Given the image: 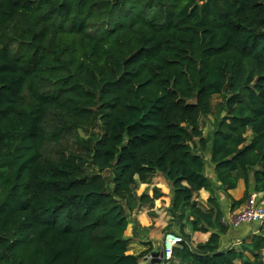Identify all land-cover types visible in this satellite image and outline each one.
Masks as SVG:
<instances>
[{
  "label": "trees",
  "instance_id": "16d2710c",
  "mask_svg": "<svg viewBox=\"0 0 264 264\" xmlns=\"http://www.w3.org/2000/svg\"><path fill=\"white\" fill-rule=\"evenodd\" d=\"M157 175L170 262L264 264V221L220 249V195L264 197V0H0V264H167L125 237Z\"/></svg>",
  "mask_w": 264,
  "mask_h": 264
},
{
  "label": "crops",
  "instance_id": "0c3cea01",
  "mask_svg": "<svg viewBox=\"0 0 264 264\" xmlns=\"http://www.w3.org/2000/svg\"><path fill=\"white\" fill-rule=\"evenodd\" d=\"M244 190L245 188H244L243 182L239 181L237 184V187L234 190L227 192L229 198H225L223 195H220V204H221V208L224 209V214L226 213V211H228L230 201L231 200L237 201L240 198H242L244 194ZM235 193L237 195H235ZM168 194H169V191H168ZM199 194L203 196V202H204V204H202L203 203L202 202L200 203V205L202 207H205V202L208 198V194L204 191H200ZM251 196L255 197V199L256 197L258 198L260 197L259 195H251ZM169 200L170 199L168 198L167 207L169 206ZM259 204L264 207V197L260 198ZM148 213H151V216H149ZM158 216H159V212L156 211L154 206L152 209H148L146 207L141 208L140 210H138L136 213L132 215L131 218L135 220V227L133 226V222L130 221V224L128 225L127 230H126L127 232H125V237L130 239L129 247H133L134 243H137L138 246L135 252H133V250H130L129 254H138L141 251L145 250L146 248H149L148 246L143 245L142 243H149L151 245L152 251H153L151 256L154 254L156 255L157 253L159 254L161 252L163 236L166 232L163 231L162 235L160 236L161 238L159 239L158 237L150 236L149 233L152 229L155 231L164 230L166 225L169 223V216L167 214V209H166V212L164 213L165 218L161 219L160 221V218ZM257 229L258 227L256 225H251L248 227L244 226L238 230L229 229L227 234L221 237L220 249L221 250L229 249V248L237 249L240 242L243 239L249 240L252 235L257 233ZM140 230H142L143 232L147 231L146 232L147 238H144V237L142 238L138 236V232ZM185 232L190 235V239L187 243L189 244V247L191 249H193L194 246L197 244L205 243L210 235L209 233H205V234L199 233V232L192 233L188 225H186L185 227ZM147 260L148 259L146 258V260L141 261L140 264H147L148 263ZM168 264H185V263L172 261V262H168ZM235 264H240V263L235 262Z\"/></svg>",
  "mask_w": 264,
  "mask_h": 264
},
{
  "label": "rangeland",
  "instance_id": "374dc122",
  "mask_svg": "<svg viewBox=\"0 0 264 264\" xmlns=\"http://www.w3.org/2000/svg\"><path fill=\"white\" fill-rule=\"evenodd\" d=\"M222 101L221 97L219 96H214L212 98V101H211V105H212V110L211 112H214L213 114L211 113L210 115H208L207 117L201 119L200 121V127L202 129V133H203V136H207V137H210L212 135V132L214 130V119H215V115H217V112H218V106H219V103ZM76 135V136H75ZM75 137H83L82 133L80 131H77L75 132V134H73L71 137H69V140L71 141L73 138ZM247 137L249 138V134H247ZM70 143V142H69ZM70 146V145H69ZM71 146H72V143H71ZM53 146H49L46 150H51ZM52 152V151H51ZM47 153V152H46ZM48 154V153H47ZM206 162H207V165H208V156L206 155ZM207 176H211V171H210V166L208 165L207 167ZM153 188H156L158 189L161 193H162V197H160L158 200L155 201V204H154V208L156 209L157 212H159V218H160V221L161 219L165 218L164 216V213L166 212V209H167V203H168V198H169V194H168V191H169V188H168V185L165 181V179L162 177V176H156L154 177L149 184L147 185H139L137 190H136V193L137 195H140L142 193H145V194H148V195H151L152 194V189ZM235 195H237L235 193ZM197 202L200 204L203 202V196H201V194H198L197 196ZM204 204V202L202 203ZM143 210V209H142ZM153 224V223H152ZM133 226L135 227V221L133 222ZM133 227V228H134ZM150 229V228H149ZM127 230V229H126ZM127 232V231H125ZM133 232V231H132ZM147 232V231H146ZM146 232H143L142 230H140L138 232V236L139 237H144V238H147L146 236ZM175 232V234H177L176 231H173V233ZM163 233V230L161 231H155V230H151L149 235L150 236H154V237H158L161 238L160 236L162 235ZM156 239V238H155ZM131 245V244H130ZM134 246L133 247H130V250H133V252H135L138 244L137 243H134L133 244ZM156 256H158V253L156 254ZM156 256H152L153 258L156 257ZM168 264V263H167Z\"/></svg>",
  "mask_w": 264,
  "mask_h": 264
},
{
  "label": "built area",
  "instance_id": "2783aa9c",
  "mask_svg": "<svg viewBox=\"0 0 264 264\" xmlns=\"http://www.w3.org/2000/svg\"><path fill=\"white\" fill-rule=\"evenodd\" d=\"M264 221V207L257 204L253 196L248 202L236 212L226 211L221 222L230 230H238L241 227L260 225ZM183 243V239L174 233H165L162 242V260L170 262L172 250ZM188 244V243H187ZM189 246V244H188ZM148 259V257H147Z\"/></svg>",
  "mask_w": 264,
  "mask_h": 264
},
{
  "label": "water",
  "instance_id": "95a60500",
  "mask_svg": "<svg viewBox=\"0 0 264 264\" xmlns=\"http://www.w3.org/2000/svg\"><path fill=\"white\" fill-rule=\"evenodd\" d=\"M152 256H156L155 254L154 255H152ZM156 257H158V260L155 262V263H159L161 260H162V254H161V252L158 254V256H156ZM150 257H148V259H149ZM155 258V257H154ZM150 263H153V261L152 262H150Z\"/></svg>",
  "mask_w": 264,
  "mask_h": 264
}]
</instances>
